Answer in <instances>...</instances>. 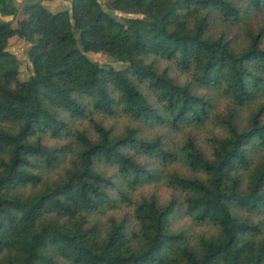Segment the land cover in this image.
<instances>
[{
	"label": "trees",
	"instance_id": "1",
	"mask_svg": "<svg viewBox=\"0 0 264 264\" xmlns=\"http://www.w3.org/2000/svg\"><path fill=\"white\" fill-rule=\"evenodd\" d=\"M44 1L0 0V264H264V0Z\"/></svg>",
	"mask_w": 264,
	"mask_h": 264
},
{
	"label": "rangeland",
	"instance_id": "2",
	"mask_svg": "<svg viewBox=\"0 0 264 264\" xmlns=\"http://www.w3.org/2000/svg\"><path fill=\"white\" fill-rule=\"evenodd\" d=\"M13 1L17 4V8H18L17 18H20L23 16V8L27 0H13ZM44 2L52 11L62 10V9H65L66 7L71 6V0H52L50 2H46V1ZM119 17H120V14L111 16L110 22L114 25L116 29H125V26L121 23ZM2 19L13 20V16L3 15ZM16 22L17 20H14V25H16ZM253 22L255 23L256 20L254 19ZM229 34L234 38L238 37V31L235 29H232L231 31H229ZM29 48H30V44L25 39L19 36H15L11 38L7 45V50L12 52L18 60V64L20 68L19 76L22 80L28 79L33 74V65L27 53ZM87 54L89 57H91L92 59L100 63L109 61L112 58L110 54L104 51H100V52L90 51ZM151 133L152 131L151 132L149 131V135L152 136ZM187 133H191L192 135L196 136L197 142L200 143L203 147L206 145L204 141L206 140V138L203 135V133L202 134L198 133L193 128H187L183 130L182 132H170V131L166 133L163 132L165 142L168 144L167 148L177 149L180 152L182 150L181 147L184 145L183 143L184 136ZM150 164H152V161H150ZM172 193L173 191L171 187L166 185V183L163 180H158V181H149L146 185L139 188L136 191V196H140L142 194L144 195L155 194L160 199L163 200L165 198H169L172 195ZM118 203H120V201H118ZM110 211L111 213H114L117 216L125 214V213L126 214L129 213L128 208H122L120 210L115 208ZM242 213L248 214L247 212H242ZM96 217L100 220L101 223H105L107 221L108 214H99V215H96ZM251 219L253 222H258L260 226L264 229V216L259 215V214H254L252 215ZM172 228L175 229V232H178V233L183 232L185 230L192 240L195 239L202 230L201 226L196 225L193 222L192 218L188 216L177 218L174 221Z\"/></svg>",
	"mask_w": 264,
	"mask_h": 264
}]
</instances>
